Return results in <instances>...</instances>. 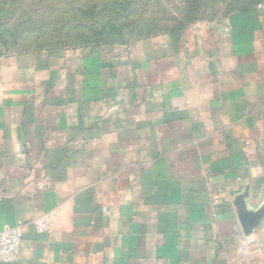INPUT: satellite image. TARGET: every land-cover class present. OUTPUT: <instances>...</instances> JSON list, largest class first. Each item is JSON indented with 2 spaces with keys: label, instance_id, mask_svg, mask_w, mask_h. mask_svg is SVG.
Returning <instances> with one entry per match:
<instances>
[{
  "label": "crops",
  "instance_id": "crops-1",
  "mask_svg": "<svg viewBox=\"0 0 264 264\" xmlns=\"http://www.w3.org/2000/svg\"><path fill=\"white\" fill-rule=\"evenodd\" d=\"M149 27L0 56L12 264H264V0Z\"/></svg>",
  "mask_w": 264,
  "mask_h": 264
},
{
  "label": "rangeland",
  "instance_id": "rangeland-1",
  "mask_svg": "<svg viewBox=\"0 0 264 264\" xmlns=\"http://www.w3.org/2000/svg\"><path fill=\"white\" fill-rule=\"evenodd\" d=\"M242 0H0V56L91 45L112 25L189 28L222 20Z\"/></svg>",
  "mask_w": 264,
  "mask_h": 264
},
{
  "label": "built area",
  "instance_id": "built-area-1",
  "mask_svg": "<svg viewBox=\"0 0 264 264\" xmlns=\"http://www.w3.org/2000/svg\"><path fill=\"white\" fill-rule=\"evenodd\" d=\"M55 216V211L48 212L31 222L37 234L48 231ZM21 250V224L5 227L0 231V263L12 264L19 260Z\"/></svg>",
  "mask_w": 264,
  "mask_h": 264
},
{
  "label": "trees",
  "instance_id": "trees-1",
  "mask_svg": "<svg viewBox=\"0 0 264 264\" xmlns=\"http://www.w3.org/2000/svg\"><path fill=\"white\" fill-rule=\"evenodd\" d=\"M263 0H242L238 4H236L235 9H242L249 7L252 4L259 3ZM233 9V10H235ZM180 29H183V27L177 26ZM141 28V25L138 27V29ZM138 29H134L132 24L125 26H119V25H112L111 28L107 30V32L103 33H97L93 35L94 39L92 41V44H102V43H116V42H122L125 40L127 36H132L135 31Z\"/></svg>",
  "mask_w": 264,
  "mask_h": 264
}]
</instances>
